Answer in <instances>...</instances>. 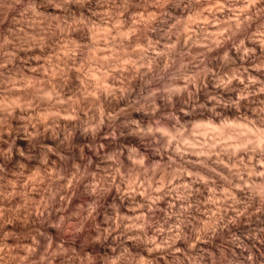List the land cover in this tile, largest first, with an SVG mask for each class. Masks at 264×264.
I'll return each mask as SVG.
<instances>
[{
    "label": "clouds",
    "instance_id": "obj_1",
    "mask_svg": "<svg viewBox=\"0 0 264 264\" xmlns=\"http://www.w3.org/2000/svg\"><path fill=\"white\" fill-rule=\"evenodd\" d=\"M0 264H264V0H0Z\"/></svg>",
    "mask_w": 264,
    "mask_h": 264
}]
</instances>
